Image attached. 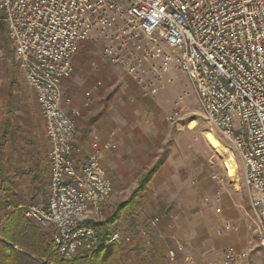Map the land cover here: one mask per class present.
Segmentation results:
<instances>
[{
	"label": "built area",
	"instance_id": "1",
	"mask_svg": "<svg viewBox=\"0 0 264 264\" xmlns=\"http://www.w3.org/2000/svg\"><path fill=\"white\" fill-rule=\"evenodd\" d=\"M0 13L15 61L36 93L50 146L47 205H27L24 215L53 228L50 245L59 260L112 246L121 251L137 235L116 230L103 239L86 224L103 219L112 184L97 143L84 164L73 162L79 112L63 111L59 87L85 41L102 43L113 74L131 78L144 96L170 84V71L186 77L210 130L240 160L264 248V0H0ZM93 103L86 92L83 107ZM235 230L226 223L222 232ZM167 259L173 261V252ZM210 264L259 263L247 251L226 247Z\"/></svg>",
	"mask_w": 264,
	"mask_h": 264
},
{
	"label": "crops",
	"instance_id": "2",
	"mask_svg": "<svg viewBox=\"0 0 264 264\" xmlns=\"http://www.w3.org/2000/svg\"><path fill=\"white\" fill-rule=\"evenodd\" d=\"M101 48L102 43L82 42L73 59L72 74L59 83L63 111L66 114H71L72 110L79 112L75 117L73 162L84 164L91 145L97 143L102 152V166L112 184V194L120 189L133 193L140 178L152 167L158 168L145 189L133 199L134 217L126 219V223L138 226L126 229L115 224L114 231L137 234L133 242L118 251L121 263L153 264L152 255H158L160 264H210L218 252L232 247L247 251L254 262L264 264L257 219L250 206L247 211V204L234 197L239 186H229L233 189L231 194L226 185L231 183L229 179L226 178L228 182L224 181L223 185L214 181L212 165L220 169L217 174L225 176V173L214 161L216 155L211 154V149L208 148L209 152L195 146L201 153L194 154L193 160L166 159L165 142L153 137L149 139L151 146L161 147L152 148L155 154L149 159L136 162L129 156L130 148H134L135 124L131 119L134 111L137 107L145 111L153 104L155 107L154 98L162 86L157 87L155 94L144 96L131 78L113 74L110 64L102 57ZM86 92L94 99L89 108L82 105ZM67 99L70 104L66 103ZM49 147L36 93L27 85L15 61L0 13V232L6 221L17 226L22 219L25 231L35 228L44 246L50 245L53 228H39L27 220L24 208L28 204L38 208L47 205ZM124 154L127 157L124 158ZM123 177L134 178L133 184L126 188L127 185L120 183ZM222 195L226 203L229 201L238 211L237 217H227L225 209L219 207ZM108 203L100 221L107 216ZM220 210L222 215H218ZM226 223L236 230L223 233ZM214 234L218 236H212ZM169 252L174 254L172 262L167 259ZM187 257L191 258V263L185 261Z\"/></svg>",
	"mask_w": 264,
	"mask_h": 264
},
{
	"label": "rangeland",
	"instance_id": "3",
	"mask_svg": "<svg viewBox=\"0 0 264 264\" xmlns=\"http://www.w3.org/2000/svg\"><path fill=\"white\" fill-rule=\"evenodd\" d=\"M166 77L170 78L171 83L162 86V88L158 91L157 95L154 98L157 105L153 107L154 106L153 104L150 107V110L148 111L141 110L137 107V109H135L134 111V115L131 118L133 119L135 124V133L133 136L134 148H130L129 156L136 162H138L140 159L143 160H145L146 158L149 159L153 154H155L154 151H151L153 146H151V142L149 141V139L153 137L160 138L161 139L160 142L162 143L165 142V144L163 145V149H164L163 155L166 159L172 158L179 161L180 159L187 158L188 160H193L194 154L199 156V154L201 153L200 149L195 148V146L204 147L209 152H211L209 150L210 148L204 141L202 134L203 132L206 131L213 133V131H210V128L203 117V114L198 104V100L196 98L194 90L190 85V82L182 74L176 73L174 71H170ZM234 125L235 126L237 125V119L234 120ZM221 141L223 146L228 150V153L232 154L237 165V170H238L237 179L239 180V183H237L236 181V184L234 185L239 186L238 190L239 189L240 190L238 191V193L234 194V197H236L237 200L242 204L243 203L245 205L247 204L246 210L248 211L249 210L248 194L246 188L242 183V170H241L240 160L236 155L231 144L224 140ZM159 147L161 146L156 145L155 148H153V150ZM211 154L216 155L214 161L220 165L221 170H223L222 173L224 172L225 176H227L226 171H224L225 169L223 167L222 162L228 156V154L223 151L221 152L213 151V153L211 152ZM125 157H127V155L124 154V158ZM212 167H213L212 169L213 172H215L213 174L214 175L213 177L216 178L224 177V174L222 175L217 174L218 170H220L218 166L212 165ZM183 168L184 170L187 168L185 161ZM226 178L228 179V177ZM226 178L225 179L223 178L225 184L226 182H228L226 181ZM133 179L134 178L123 177L120 183L123 182V184L127 185L126 188H128V185L133 184L131 182L133 181ZM231 183H228L226 185H228L227 189L232 194L233 189L232 187L229 188V186H232ZM131 194L132 192L127 191V189L125 190L120 189L115 194L113 193L106 208V215L110 213L114 205L122 201H125ZM226 202L227 201L224 199L222 195L219 207L225 209V212L227 213V217H230L231 219L237 217L238 211L235 210V208L229 203V201L228 203ZM220 213L221 210L218 213V215ZM253 218L255 220V217ZM29 221L32 222L31 220ZM127 221L128 220L125 219L120 221L119 223H116V227L119 228L125 227L126 229H131L138 226L135 224L132 225L131 222L126 223ZM139 226L142 227L141 224ZM38 227L44 228L47 226L44 227L38 226ZM212 236H218V235L214 234Z\"/></svg>",
	"mask_w": 264,
	"mask_h": 264
},
{
	"label": "trees",
	"instance_id": "4",
	"mask_svg": "<svg viewBox=\"0 0 264 264\" xmlns=\"http://www.w3.org/2000/svg\"><path fill=\"white\" fill-rule=\"evenodd\" d=\"M157 169V166H154L142 176L137 189L127 200L117 203L103 221H86V224L100 230L104 239L114 231L116 223L133 218V199L138 192L145 189ZM22 225V219L17 226L10 225L7 221L3 224L0 232V264H122L119 250L113 246L91 253L85 258H74L71 261L59 260L51 245L44 246L41 237L36 236L35 228H28V231H25ZM152 256L153 264H160V257Z\"/></svg>",
	"mask_w": 264,
	"mask_h": 264
},
{
	"label": "bare ground",
	"instance_id": "5",
	"mask_svg": "<svg viewBox=\"0 0 264 264\" xmlns=\"http://www.w3.org/2000/svg\"><path fill=\"white\" fill-rule=\"evenodd\" d=\"M211 131V130H210ZM204 141L212 151L225 152L228 156L223 160L222 164L226 175L231 182H236L238 177L237 165L232 154L228 153V150L223 146L221 141L212 132H203L202 134Z\"/></svg>",
	"mask_w": 264,
	"mask_h": 264
}]
</instances>
